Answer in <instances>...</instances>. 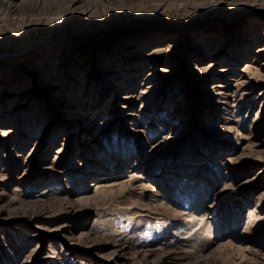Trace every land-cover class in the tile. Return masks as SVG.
I'll return each instance as SVG.
<instances>
[{
	"label": "rangeland",
	"instance_id": "374dc122",
	"mask_svg": "<svg viewBox=\"0 0 264 264\" xmlns=\"http://www.w3.org/2000/svg\"><path fill=\"white\" fill-rule=\"evenodd\" d=\"M3 2L0 264H264V0Z\"/></svg>",
	"mask_w": 264,
	"mask_h": 264
},
{
	"label": "bare ground",
	"instance_id": "6f19581e",
	"mask_svg": "<svg viewBox=\"0 0 264 264\" xmlns=\"http://www.w3.org/2000/svg\"><path fill=\"white\" fill-rule=\"evenodd\" d=\"M82 1H84V0H82ZM90 1H91V0H90ZM3 3H4L3 0H0V5H3ZM15 5L17 6L16 3H12V4H6L5 6L10 7V8H11V7L13 8ZM18 6H19V5H18ZM14 8H15V7H14ZM16 8H17V7H16ZM8 9H9V8H8ZM131 46H134V45H133L132 43H130V44H129V47H131ZM109 70H110V69H109ZM109 70L106 69V70H104V72L107 73V72H109ZM214 84H215V83H214ZM216 84H217V83H216ZM91 173H92V174H95V171H93V172L91 171ZM119 187L122 189V188H125V187H127V186H126L124 183H119ZM202 214H203V213H202ZM202 214H200V215H198V214H196V215L193 214V215H194L193 218H194L195 220H196V219H197V220H198V219L201 220V219H202ZM226 216H227V214H224V218H226ZM189 219H190V218H189ZM189 219H188V220H189ZM205 222H206V220H205ZM208 230H209V234H208V235H211V233H210V232H211V227H209Z\"/></svg>",
	"mask_w": 264,
	"mask_h": 264
}]
</instances>
